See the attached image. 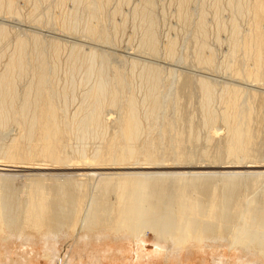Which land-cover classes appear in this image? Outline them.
I'll use <instances>...</instances> for the list:
<instances>
[{
  "label": "bare ground",
  "instance_id": "6f19581e",
  "mask_svg": "<svg viewBox=\"0 0 264 264\" xmlns=\"http://www.w3.org/2000/svg\"><path fill=\"white\" fill-rule=\"evenodd\" d=\"M80 1L85 7L88 17L85 16L87 19L83 22L82 35L77 34L80 37H78L79 39L75 38L76 34L73 31L72 33L68 31L80 27L79 23L83 16L81 13L82 17H80L76 14L78 12L75 11V16L70 21H66L65 18L61 19L60 23L64 26H61L63 34L59 33L61 29L58 28V30L53 31L56 27H52L54 36L47 41L49 42L50 56L45 52L46 47L42 43L44 38L41 33L33 32L29 34V37L16 34L13 50L10 54H6L8 57L0 70V132H3L4 127L12 117H16L15 123L23 127L20 128L22 129L20 136H12L13 138L11 137V141L7 144L0 143V160L4 158L8 161L20 162V165H11L10 161L9 164L5 160V163H0V257L4 252V259L0 258V264H28V261L32 264L40 256H44L51 263H55L56 252H60L57 255L60 258L61 250H59V247H65L66 249L63 262L64 259L69 258L67 248H72L73 251L77 249L83 253L86 252L89 264L96 262L104 264V258L119 257L122 252H127V250L131 252L135 246L134 244L138 248L137 256L140 255L139 252H146L143 243L149 235H152L155 240L154 246L152 245L153 249L159 255L161 254L165 261L176 256L180 258L179 253L184 249L190 251L191 247H202L203 252L209 253L213 261L218 264H262L264 262V170H197L209 166L198 161V163L193 164L195 157L191 158L193 155L190 157L189 154H192V152L187 150L188 146L183 148L185 152H190H188L190 162L187 161L188 164L186 165H180V162L179 165L176 164L177 166L163 162L161 165L160 160L157 158H155L157 161L153 164L146 160L144 162V159L142 161L138 160L139 156L136 153L139 149L137 147L141 145L139 141L144 130L143 125L146 122L143 123L142 119L143 117L159 119L160 110L163 108V101L160 100V82L163 80L161 76L163 69L160 66H162L161 63L166 62L160 58L159 54L158 36L155 31L154 17L152 16L154 12L152 13L151 9L153 0H143L145 8L140 11L142 14V16L140 15L142 17L141 21L145 24V32L141 43L144 50L138 51L152 56L150 58L152 61L149 62V59H147L148 61L143 60V65L139 66L140 69L138 70L140 71L138 73L142 76L140 79L146 87L145 96L143 95L140 101L134 92L129 91L130 96L126 94L127 98L124 100L126 101L125 111L122 117L120 115L121 119L111 121L113 125L114 123L118 124L116 125L118 132L112 135L111 140L103 142L102 145L100 144L101 146L99 145V148L96 147L95 152L91 154L88 153L89 150H86L87 145L86 148L82 146L79 151L77 150V156H74L73 153L72 156V154L64 152L63 149H60V146H58V149L57 146L56 148H48L47 145L46 149L43 146L40 149L38 145L34 152L39 151V154L43 155L44 158L48 157V154L49 156L52 155L53 161L47 163V160H44L45 165L36 164V166H27L22 163L24 162L23 152L26 153V148L23 147H28V143L30 141L31 143L34 142L33 139H36L37 135L46 132L44 130L47 129V131L52 132L55 128L53 121L55 118L57 120L56 115L58 113L56 114L57 109L55 108L57 104H54L55 101L53 102L55 97H52V93L54 91H52L53 87L51 88L52 85H49V82L52 84L57 79V76H55L58 75L56 74L59 63L57 61L63 47L66 45L62 43V38L60 40L59 36H65L66 34L77 39V42L73 43L71 51L69 50L70 58L67 57L68 60L71 59V63L68 65L71 67L69 68L70 72L76 74L77 71L80 72L85 67L84 74H86L87 82L94 78V83L91 81L93 85L91 84V87L89 86L88 90L85 91V97L82 99L83 104L78 107L72 118H75L74 121H76L75 132L79 144L81 140L85 142L94 135L98 137L100 133H102L101 136H104L106 129L111 126L104 119L106 117L104 116L106 107H110L111 111L114 107L119 108L121 104H124L122 100L126 96L127 76L119 66L121 59L118 58H121V55L115 52L117 46L110 47L113 46L112 44L107 46L109 45L107 43H111V36L107 32L104 20L101 18L103 8L108 0ZM14 2L15 0H0V10L5 7L10 12ZM186 2L187 0H183L184 5ZM230 2H233L232 7L236 14L249 13L252 14V19L247 29L248 32L243 36L239 35L237 25H233L234 42L231 52L235 54L239 50L243 51L245 63L238 67L235 63H229L224 72L226 74L230 71L228 74L232 78L236 77V80L239 77H244L245 80L253 82L252 77L257 75V66L261 65L264 58L262 25L264 22V0H231ZM152 8L154 9V6ZM36 11L35 8L32 11V17L30 16V19L32 18L31 23H34L31 26L40 30L39 25L43 21L41 18L44 17H39L38 14H36L38 17L35 16ZM200 14L202 16V13ZM199 20L198 30L203 33L206 31V20L204 18ZM53 24L55 25V23ZM65 27L67 30H64ZM77 31L75 32L78 33L79 31ZM0 39L6 41L5 44L11 41L10 32L4 25L0 26ZM101 41H107V43L105 42L107 45ZM85 42L94 44L93 47H89V51L86 50L87 53L84 49V52L82 51ZM197 44L196 63L198 65L212 64L214 53L211 52L203 38ZM2 46L4 49L6 48L4 45ZM0 51V53L5 52L3 49ZM83 53H85L86 58H82ZM3 54L5 56V53ZM168 56L174 57V54ZM81 58L85 60L84 64L81 61V65H83L80 67L79 61ZM176 59L179 60V58ZM133 60L131 59V74L136 73L135 71L138 69L136 58L135 61ZM173 62L172 59L170 63L173 64ZM205 67H207V70L214 71L213 69H215ZM79 68L81 69L79 70ZM69 69L66 71L69 72ZM29 71L32 72L30 82L21 91L20 81L24 79L23 76ZM174 71L171 70V76L175 74ZM84 78L82 81H84ZM212 79H205V77L197 79L204 98L201 104L205 111L202 116L204 118L203 125H211V128L214 129V132L212 131L213 133L207 137L206 142L209 141L210 144L211 141L216 139V135L213 134L217 131L213 126L221 121L232 134L229 137L228 144L224 145L226 146L227 155L229 158L238 156L237 153L244 150L242 144L245 142L244 125L247 117L245 110L249 109L246 103V93L236 86L223 85L221 90L225 94V97H221L224 102L223 111L213 112L210 110V101L216 92L217 81ZM74 80H72V83H74ZM187 80L186 82L189 83L192 81L190 78H187ZM169 86L168 91L173 86L171 81ZM73 91L72 93H74ZM168 91L163 92V96H166L163 99L168 98ZM63 92L67 93L68 97L69 92ZM58 96L60 95H57L56 98ZM59 99L61 98H58V101ZM142 103L143 107L141 109L140 104ZM201 106L200 109H202ZM121 107L119 109L122 111ZM164 112H162V115H164ZM66 119L67 125L68 119ZM151 122L153 123V121ZM71 127L73 129V124ZM59 130L61 132V129ZM57 133L55 132V135ZM47 136L49 137L46 134L45 137ZM191 139L190 141L193 142ZM220 139L218 137V142ZM51 140L53 139L51 138ZM82 142L81 144H83ZM25 143H27L26 146H24ZM154 144L151 140L147 143V147L143 149L140 147L143 152L145 149V156H153ZM173 144V147L177 146V144ZM218 145H215V147ZM29 147L27 150L30 154L31 148L29 149ZM23 149L25 150L22 152ZM178 150L184 152L181 148ZM106 153H111L112 156L110 158L105 157ZM34 154L32 155L35 157ZM193 154L195 155V153ZM188 155L187 159L189 158ZM44 158L42 157V159ZM19 159L21 161H18ZM230 160H233V158ZM226 163L225 165L220 164L217 168L264 167V165L249 164L253 162H247L243 165ZM171 167L187 168L189 170L160 171V169ZM22 170L37 172L31 173L23 179L24 181L22 180V183L19 182L18 184L16 180L19 178L15 174H13L14 177L13 175L10 176L9 174H12V172L9 173V171ZM51 170L57 171L54 173L45 172ZM81 230L83 232L79 233ZM12 246L23 248V253H20L21 250L19 249V253L16 255L17 259H12L10 255L12 251L10 247ZM41 249L44 250L43 255L40 253ZM57 249L58 251H56ZM98 250H101L100 253L95 255Z\"/></svg>",
  "mask_w": 264,
  "mask_h": 264
},
{
  "label": "rangeland",
  "instance_id": "374dc122",
  "mask_svg": "<svg viewBox=\"0 0 264 264\" xmlns=\"http://www.w3.org/2000/svg\"><path fill=\"white\" fill-rule=\"evenodd\" d=\"M230 1L231 0H187L186 4L184 5L183 0H153V5L151 6V9H152V13L154 12V15H155V16L154 15H152V16L154 17L153 19L155 22V24H154L155 25V31H156L157 36H158V48H159V52H160L159 54H160V58H162L163 61L166 62L164 64L161 63L162 66H160L161 69H163L161 72V76L163 77V80L160 82V92H161L160 93V100L163 101V108H162V110H160L161 114H160L159 119L156 120L153 118H146V117H143V119H142L143 123L146 121L143 126L144 127L146 125L147 126L145 128L143 127L144 130H143V133H142L140 141H139L140 142L139 144H141V145L137 147V149L141 150V151L137 150V153H136L137 156H139L138 157L139 161H142V159H144V162L146 160V161H149L150 163L153 164V163H155V161H157V159H159L161 165L163 163L169 164L172 166H175L176 164L179 165L180 163H181L180 165H186V164H188L187 161L190 162L191 155H193V157H191V158L195 157L193 159L194 161L192 160L194 162L193 164H195L198 161L199 163L202 162L204 165L209 166V167H206L204 169H197V170H205V171L206 170H226V171H228V170L229 171H235V170L236 171H238V170L239 171H242V170H249V171L250 170H257V171L261 170V171H263L264 170L263 166H260V167L255 166L253 168L252 167H249V168L230 167V168H222V169H220V167L217 168V166H219L220 164L225 165V162H227L226 164H230V165H243L244 163H247V162H253V163H249L251 165H264V58H263L261 65L257 66V75L255 77H252L253 82H249V81L245 80L244 77H241V78L239 77L240 80L239 79L236 80V77L232 78V76H230L228 74L230 71H228L225 74L224 69L227 67V65L229 63H235V65L237 67L242 66L243 63H245L243 51L239 50L235 54H232V52H231L233 42H234L233 25L234 24L237 25L236 27L238 29L239 35L243 36L246 32H248L247 29L249 28L250 21L252 19V14H249V13H245L242 15L236 14L233 10V7H232L233 2H230ZM154 2H155V4H154ZM108 3L106 2L107 5L105 4V6L103 8L101 18L104 20V24L106 25V28L108 30L107 32L111 36L110 37L111 43H107V41L109 42V40L101 41V42H104V43L106 42L107 44H109V45H107L105 43L107 46H110L112 44L113 46H110V47H116L117 46V48L115 49V52H117V53H119V55H121V58H118V59H121V64L119 66H121L122 70H124V72L126 73V74L124 73L125 76H127L126 77L127 78V83H126L127 85H126V89H125L126 90L125 95L129 94L128 96H130V92L132 91V93L134 92L135 95H137L139 100L141 101L142 100L141 98H143V95L146 91V87H145V84L143 83L142 79H140L142 76L138 73V72H140V71H138L140 69L139 66L143 65L142 63L144 61H148L147 59H149V62L152 61V59H150L152 56L139 52L140 50H144L141 47V43L143 42L142 37L144 36V32H145L144 31L145 30V24L143 23V21H141L142 20V17H141L142 14L140 13V11L145 8L144 2H143V0H140V1L139 0H108ZM77 4H79V5H77ZM13 6H12V9L10 12H8L9 10H6L5 7L0 10V26L4 25V27L10 32V39H11V41L7 42V44L9 43L8 46H6L7 44H5L6 41L4 42L0 39V50H2V49H3V51L5 50V52L0 53V55H1L0 56V70H1V68H3L4 63L8 57V55H6V54L7 53L10 54V52L13 50L14 42H15L14 36H16V34H20L22 36L24 35V37H26V36L29 37V34H31L33 32L41 33L42 37L44 38L42 43L46 47L45 52L48 56H50L49 55L50 51H49V46H48L49 42H47V41L49 39H51V37L54 36L53 31H56V29L58 30V28L61 29V31L59 33L63 34V31H62L63 28L62 27H64V26H62V23H60L62 21L61 19L65 18L66 21H70V19L75 16L74 14L76 12H78V13H76L77 15H80L82 13L83 17L80 15V17H82L81 22L79 23L80 27H78V28L76 27V29L74 28L75 31L78 30L79 32L77 31L78 33H76L73 29L68 30V31H71V33L73 31V33L76 34L75 38H78L79 37L78 35L81 36L82 35L81 33H83L82 32V28L84 26L83 22H85V20L88 17V14H87V12H85V9H84L85 7H83V4H81L80 0H15ZM153 6H154V9L152 8ZM33 8L34 9L36 8V10H37L36 13L34 12L35 16L38 17V15H39V17H44V18H41L43 21L39 25L40 30H42V31L35 28L34 26H31V24H34V23H31L32 18L30 19L32 11H34ZM59 13H61V14H59ZM198 13L199 14L202 13V16H200L201 14L199 15ZM36 14H38V15H36ZM63 14H65L66 16ZM137 14H138V16H137ZM53 15L55 16V18ZM86 15H87V17L85 18ZM63 16H65V17H63ZM68 16H70V17H68ZM103 16H104V18H103ZM200 18L201 19L204 18L206 20L205 25L207 27L205 26L206 31H204L203 33H200L198 30V26H199L198 21H200L199 20ZM55 19H56V21H55ZM58 19H59V21L57 22ZM136 19H137V21H136ZM53 23H55V25ZM114 24H115V28H114ZM262 25H263V32H264V22ZM53 26L56 27L54 30H53V28H54ZM65 29H66V27L64 28V30ZM142 31H143V33H142ZM56 33H58V32H56ZM68 34H70V33H68ZM61 38H62V40H61ZM75 38L70 37L69 35H66V34H65V36H62V35L59 36V39L62 41V43L66 44L65 46L66 47L68 46V47H67V49L65 46L63 47L62 53H61V55L57 61V63L58 62L59 63L57 65L58 68H57V72H56V74H58V75H55V76H57L56 77L57 79L55 78L56 81L54 79L55 82L52 84L49 82V85H52L51 88L53 87L52 91H54L52 93V97L53 98L55 97L53 99V102L55 101L54 104H57L55 106V108L57 109L56 114L58 113L56 115L57 120L55 118V120L53 121V124L55 126L54 130H57V131H54L52 129L54 131V133H53V131L50 132V131H47V129H46L44 131H46L47 133L43 132L44 134L40 133L39 136L37 135L36 139H33L34 142L32 141V143H31V141H30L28 143V147L30 146L29 144H32L29 147V149L31 148L30 154H29V150H27L28 147H23V148H26V153H28V154L25 153V151H24L25 149L22 150V152L24 151L23 152L24 155L21 153L23 155L22 158L24 157L23 158L24 162H22V163L27 165V166H36V164L37 165H45L46 162L44 160H47V163L53 161V159L51 158L52 155L49 156V154H48L49 158L47 156H46L47 158L46 157L44 158L43 155L39 154V151L37 153L34 152L35 148H37L38 145H39L40 149L43 147H45V149H46L48 146H49L48 148H56V146H57V148L59 149L58 146H60L61 150L63 149L64 152H67L70 155L73 153L74 156L78 155V151L80 150V148L82 146L84 148H86L85 146L87 145L86 150H89L88 153L91 154V153L95 152L96 147L99 148L100 144L102 145L103 142L111 140L112 135H114L115 133L118 132L117 131L118 128L116 129V125H118V124L114 123V125H113L111 123V121L116 120L118 118L121 119L123 112L125 111L124 108L126 105L125 104L126 101H124V100L127 98V95L124 96V98L122 100V102L124 104H121L122 102L119 103V104H121L120 106H122L121 107V109H123L122 111L119 109L120 106H119V108L111 107V108H113L111 111H110V107H108V106L106 107L107 108L105 110L106 114H104V116H106V117L104 119L111 126H109L104 133H106L105 135H108V136H106V137H105V135L101 136L102 133H100V134H98V137L96 135H94V136H92V138L90 137L85 142H82V140H81V142L83 144H81V142H80L81 145L79 144V141H78L79 139L77 138V136H76L77 134L75 132L76 131V128H75L76 127L75 126L76 121H74L75 118L74 119H72V118H73L74 114L76 113V111L78 110V107L81 104H83L82 99L85 97V93H86L85 91H86V89L88 90L89 86L91 87V84L93 85V83H94L93 79L94 78L91 80V81H93V83L91 81H90L91 83L87 82L86 74H84V72H85L84 66H83L84 68H82L83 72H82V70H80L81 68H79L80 72L77 71L76 74L74 72L75 75L70 72L69 68H71V67L68 65H70L69 63H71V61H70L71 59L70 60H68V59L70 58V51H71L72 46L74 45L73 43L77 42L76 41L77 39H75ZM202 38L206 42V44L209 46L211 52L214 53L213 62L210 65H203V64L198 65V63H196L197 62V49H198L197 43H200ZM113 42H114L115 46H114ZM2 45H4V47H6V48L4 49ZM93 46H94L93 43L91 44V43L85 42V45L82 46L83 47L82 51L84 49L85 53H87L86 50L89 51V49H90L89 47H93ZM139 48H141V49H139ZM64 49H66V50H64ZM169 49H171V50H169ZM6 50H7V52H6ZM98 52H100V51H98ZM3 53H5V56ZM85 53H83L82 58H86ZM169 54H174V57L168 56ZM67 55H69V56H67ZM143 55H144V57H142ZM146 56L149 58H147ZM67 57H68V59H67ZM135 58H136V61L138 62L137 63L138 69L136 68L137 69L135 71L136 73L131 74L130 73L131 72L130 66L132 63L131 59L132 60L134 59L133 61H135ZM176 58H179V60H177ZM81 59L79 61L80 67L84 64V60H85V59H82V60ZM172 59L175 62V63L173 62V64L170 63L172 61ZM81 61H83L82 65H81ZM122 62H124V63H122ZM126 63H128V64H126ZM205 66L212 67L215 69H213L214 71L208 69L209 70L208 71L206 69L207 67H205ZM68 69H69V72H67ZM172 69L175 70L174 71L175 74H173V76H171V74H172L171 70ZM59 70H60V72H58ZM29 72H31V71H29ZM29 72L25 75L27 77V79L25 76H23L24 79H22L20 81V90L21 91L23 90V87L27 86V84L30 82L29 80L31 78L32 72L31 73H29ZM66 72H67V74H66ZM81 75H82V77H81ZM131 75H133V76L130 77ZM137 75H139V76H137ZM71 77L73 79H75L73 81L74 83H72L73 79ZM128 77H129V79H128ZM201 77L202 78L205 77V79L206 78L207 79L208 78L209 79L214 78L212 80L217 81L216 86H215L216 92L213 95L212 100L210 101V110H212L213 112H222L223 111L222 109L224 106V102H223V100H221V97H225V94L222 93V91H221L223 85L224 86L227 85L228 87H235L236 86L237 88L245 91V93L247 94V95L245 94V97L247 98L246 103L248 104L247 108H249V109L245 110L247 117L245 119V125H244L245 142L242 144V147L244 150L243 151L241 150V152L237 153L238 156H231L229 158L227 155L228 153L226 150V146H224V145L228 144L229 137L232 134L228 131V127H226V125L224 123H222L221 121L213 126L216 128V131H217L213 134V135H216L217 141L215 139V140H213L214 142L211 141L210 144L208 143L209 141L206 142L207 137L209 136V134L214 132V129L211 128V125H208V124L203 125L204 118L202 116H203L205 111L202 108L201 104L203 103L204 98H203V92L200 89L199 81L197 80ZM83 78H84V81H82ZM187 78L192 79L191 83L186 82ZM174 79H175V81H174ZM170 81L172 82L173 86H171L170 91H168L169 87H170L169 86ZM71 83H72V86H71ZM234 83H237V84H234ZM247 83H249L250 85L249 84L246 85ZM87 84H88V86H87ZM74 85H75V87H74ZM63 86L65 87L64 89H63ZM72 87H73V89H72ZM74 88H75V90H74ZM63 91L69 92L68 97H67V93H64ZM72 91L74 93H72ZM166 91H168V96H167L168 98H166L167 100L163 99L166 97V96H163L164 95L163 92H166ZM57 95H60V96H58L56 98ZM75 95H76V97H75ZM82 95H83V97H82ZM58 98H61V99H59V101H58ZM57 102H59V103H57ZM146 103L148 104V102H146ZM200 106L202 109H200ZM140 107L142 109L143 103L140 104ZM117 110H120V111H117ZM16 112H18V111L16 110ZM162 112H164L163 113L164 115H162ZM114 113L115 114L117 113V114L115 115ZM120 115H121V117H120ZM61 117H63V118H61ZM59 118H61V119H59ZM66 118L68 119L67 125H66L67 121H65ZM15 119L17 120L16 117H12V119H10L9 123L7 122V125H6V127H4L3 132L2 131H1L2 133L0 132L1 133L0 134V143L3 142V143L7 144L13 138L12 136H17V135L20 136L22 134L21 133L22 129H20V128H23V127H20L18 124H16ZM151 119H153V120H151ZM63 120L65 121V123H63L64 122ZM56 121L58 124L56 123ZM73 121H74V123H73ZM151 121H153V123ZM147 123H149V124H147ZM61 124H63V125H61ZM72 124H73L74 131L71 127ZM154 124H155V127H154ZM57 126L60 127L59 129H61V132ZM71 129H72V131H71ZM48 132H50V133H48ZM55 132L56 133L58 132L57 133L58 135L56 134L57 137L55 135ZM46 134L49 135L50 139L48 136H47L48 139H47V137H45ZM54 135H55V137H54ZM40 136H42V137H40ZM189 136L192 139L188 138ZM93 137H95V138H93ZM218 137L221 138L219 140V142H218ZM51 138L53 140H51ZM178 138L180 141L178 140ZM190 139L193 142H191ZM49 140H51V141L48 142ZM118 140H119V138H118ZM151 140H152L153 144L155 142V144L153 145L154 153H153V156L148 157V156H145V149H144V152L142 151V149L147 147V143L150 142ZM34 143H35V145H33ZM85 143H87V144H85ZM173 143L177 144V146L175 145V147H173V145H174ZM191 143H192V145H191ZM220 143H221L222 149H221ZM166 144H168V145H166ZM179 144H180V146L178 147ZM207 144H209V145H207ZM235 144H237V143H235ZM26 145H27V143H25L24 146H26ZM190 145H191V149L189 148ZM215 145H218V146L215 147ZM50 146H52V147H50ZM185 147L188 148L187 150L192 152V154H189L190 157L188 155L189 151L186 150L187 152H185V150L183 149ZM180 148L184 152H182V151L180 152L178 150ZM192 148L194 151L192 150ZM216 148H218V149H216ZM66 149H68L69 151ZM177 150H178V152H176ZM179 153L180 154L182 153L183 155L181 154V156H180ZM185 153L188 155V157H189L188 159L186 158L187 155ZM193 153H195V155ZM32 154H34L35 157ZM73 154H72V156H73ZM110 154L111 153H109V154L106 153L105 157L110 158L112 156V154L111 155ZM37 155H39L40 157ZM137 156L135 155V157H137ZM42 157L44 159H42ZM22 158H20V159H22ZM155 158H157V159L155 160ZM232 158H233V160H230ZM20 159L18 161H21ZM214 159L218 160V161H220V159H221V161L218 162V161H215ZM4 160H5L4 158L2 160H0L1 161L0 163H2V162L5 163ZM133 160H135V159H133ZM5 161H6V163H9V164L11 162V165H14V164L18 165L20 163L17 161H15V162H17V163H15L14 160H11V161L9 160L10 162L8 160H5ZM221 162L222 163L224 162V163L222 164ZM190 164H192V163H190ZM9 167H11V166H9ZM149 170H154V169H149ZM149 170H147V171H149ZM175 170H189V169H187V168L186 169L185 168H183V169L182 168H173V167L168 168V169L167 168L160 169V171H163V172H168V171L172 172ZM56 171L57 170H51V171H45V172L54 173ZM10 172H12V174H9L10 176L15 174L16 177L21 180V181L19 179L16 180L17 178L15 177V180L19 184V182L22 183L24 181L23 179H25L28 175H30L31 173H36L37 171L22 170V171H17L18 173L16 171H9V173ZM105 172H107V171H105ZM13 177H14V175H13ZM82 232H83V230H81L79 233H82ZM144 240L145 241L143 243L144 244L143 247H144V250L146 252H143V251L139 252L140 255L137 256V251H138L137 249L138 248H137V245L134 244L135 246L131 252H129L130 250L129 251L127 250V252L126 251L122 252L121 255L123 257L121 255H119V257L115 256L116 258H104V261H103L104 264H218V263H215L213 261L212 256L209 253L203 252L202 247H191L190 251H187L186 249H184L181 251V253H179L180 258L176 256L175 258H172L171 260L165 261L164 257L161 254L159 255L153 249L154 241H155L154 237L152 235H149V237L145 238ZM15 246H16V244H15ZM15 246L10 247L12 250L10 253V255L12 256V259H17L16 255H18L19 249L21 250L20 253H23V248H21V247L19 248V247H15ZM37 249H39V248H37ZM41 250H40V253L42 254L44 250L43 249H41ZM59 250H61L60 258L57 257V255L60 252H56L57 255H55V263H51L47 258H44V256H40V257H38V260L32 264H89V259L87 257L86 252L83 253L77 249H75L73 251L72 248H67V253L69 255L68 256L69 258H67L66 260L64 259V262H63L62 260H63L64 252L66 249H65V247H63V248L59 247ZM56 251H58V249ZM100 251L101 250H98L95 253V255L100 253ZM2 253H3L1 255L2 257H0V258L4 259V257H3L4 252H2ZM15 253H17V254H15ZM123 253H125V254H123ZM71 254L73 256H70ZM228 257H230V256L228 255ZM27 263L31 264L29 261ZM94 264H98V262H96ZM262 264H264V262Z\"/></svg>",
  "mask_w": 264,
  "mask_h": 264
}]
</instances>
